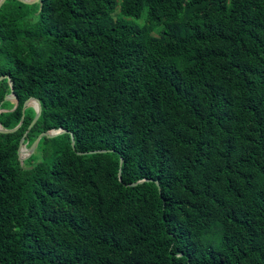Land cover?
<instances>
[{
	"label": "trees",
	"instance_id": "obj_1",
	"mask_svg": "<svg viewBox=\"0 0 264 264\" xmlns=\"http://www.w3.org/2000/svg\"><path fill=\"white\" fill-rule=\"evenodd\" d=\"M0 76V264H264V0H6Z\"/></svg>",
	"mask_w": 264,
	"mask_h": 264
},
{
	"label": "water",
	"instance_id": "obj_2",
	"mask_svg": "<svg viewBox=\"0 0 264 264\" xmlns=\"http://www.w3.org/2000/svg\"><path fill=\"white\" fill-rule=\"evenodd\" d=\"M6 0H0V7L2 6V4L5 2ZM20 2L24 3V4H28V5H31V4H34V3H37L39 0H19ZM3 79H8V82H9V86L11 88V91H10V94L7 95L5 98H4V101H10V102H14L15 103V106L14 108L11 110L13 111L15 109V107L17 106V101L15 99V96L13 95L12 93V82L9 80V77L8 76H0V81L3 80ZM28 106H31L34 111H35V116L32 120V122L30 123L29 127H28V130L23 134L22 138L20 139L19 141V145H18V149H17V155H18V159L20 160V162H22L23 160H25L26 158H28L34 151H35V148L39 142V140L42 138V137H48V138H54L60 134H63V133H66L67 131L65 130H62V129H58V130H50V131H46V132H43L41 134H39L37 136V138L31 143V145L28 147V148H25V151H26V156H21V153H22V149L23 147L26 146V143H25V137L27 136V133L29 131V129L35 124V122L37 121V119L39 118L40 116V113H41V104L39 102V100L35 99V98H29L27 99L24 104H23V109L22 111L28 107ZM6 110H1L0 109V113L1 112H5ZM22 122H23V115L21 117V120L19 122V124L14 127L13 129H3L1 126H0V133L2 134H8V133H13L15 131H17V129L22 125ZM71 145L73 146L74 145V141H73V136L71 135ZM104 152V151H102ZM118 176L120 177V173H118ZM141 183V181L139 182ZM132 185H135V183H133Z\"/></svg>",
	"mask_w": 264,
	"mask_h": 264
},
{
	"label": "bare ground",
	"instance_id": "obj_3",
	"mask_svg": "<svg viewBox=\"0 0 264 264\" xmlns=\"http://www.w3.org/2000/svg\"><path fill=\"white\" fill-rule=\"evenodd\" d=\"M24 150H25V147H23V149H22V152L24 153ZM26 154H22L21 153V156L23 157V156H25Z\"/></svg>",
	"mask_w": 264,
	"mask_h": 264
},
{
	"label": "rangeland",
	"instance_id": "obj_4",
	"mask_svg": "<svg viewBox=\"0 0 264 264\" xmlns=\"http://www.w3.org/2000/svg\"><path fill=\"white\" fill-rule=\"evenodd\" d=\"M28 147H29L28 145L25 146V148H28ZM22 154H26V153H23V152H22ZM25 156H26V155H25Z\"/></svg>",
	"mask_w": 264,
	"mask_h": 264
}]
</instances>
